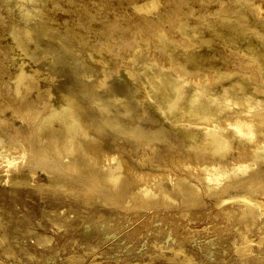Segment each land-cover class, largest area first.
Instances as JSON below:
<instances>
[{
	"label": "rangeland",
	"instance_id": "374dc122",
	"mask_svg": "<svg viewBox=\"0 0 264 264\" xmlns=\"http://www.w3.org/2000/svg\"><path fill=\"white\" fill-rule=\"evenodd\" d=\"M55 1L0 0V264H264L262 19L248 8L228 25L218 15L232 0H161L137 15L130 0ZM176 11L186 31L171 28ZM143 13L170 44L138 25ZM193 34L219 70L172 57L197 48ZM198 84L209 119L190 107ZM206 124L230 138L222 152Z\"/></svg>",
	"mask_w": 264,
	"mask_h": 264
},
{
	"label": "bare ground",
	"instance_id": "6f19581e",
	"mask_svg": "<svg viewBox=\"0 0 264 264\" xmlns=\"http://www.w3.org/2000/svg\"><path fill=\"white\" fill-rule=\"evenodd\" d=\"M59 1H61V0H59ZM71 1V0H70ZM85 1H88V0H85ZM84 1V2H85ZM91 1H93V0H91ZM96 1V0H95ZM106 1V0H105ZM124 1V0H123ZM126 1V0H125ZM131 2H134V7H135V10H140V11H137V12H135L136 13V15L138 14V12H140V13H142V12H144L143 11V9H145L146 11L145 12H147V14H148V12L149 11H151L153 8H155V7H158L159 5H161V4H159L160 2H161V0H130ZM129 1V2H130ZM163 2H164V0H162ZM166 1V0H165ZM170 2H171V0H169ZM168 1V2H169ZM178 1V0H177ZM182 1H185V0H181V1H179V2H182ZM235 2V4H230V5H228L229 3H231L230 1L229 2H227V4H225V6H224V8H222L223 9V11L218 15V17H221V19L224 21H227V23H228V25H234V26H243L244 25V23H245V19L246 18H244V14L246 13V10L249 8L250 10H252V12L254 13V14H257L259 17H260V19H262V21L264 22V13H262V15L260 16L259 14H258V6H260L259 5V3H257V0H240L241 1V6L243 7V10H239V9H241V8H238L237 7V4H239V3H237L236 4V2L238 1V0H232V2ZM50 2H51V0H50ZM57 2H58V0H57ZM63 2V1H62ZM61 2V3H62ZM72 2V1H71ZM82 2H83V0H82ZM81 2V3H82ZM94 2V1H93ZM104 2V1H103ZM103 2L101 3V4H103ZM106 2H109V1H106ZM118 2V1H117ZM130 2V3H131ZM178 2V3H179ZM188 2V1H187ZM54 3H56V1L54 0ZM53 3V4H54ZM74 3H75V0H74ZM74 3H72V4H74ZM97 3V2H96ZM95 3V4H96ZM99 3V2H98ZM97 3V4H98ZM110 3V2H109ZM175 3V2H174ZM177 3V4H178ZM222 3V2H221ZM220 3V4H221ZM52 4V5H53ZM58 4V3H57ZM59 4H60V2H59ZM63 4V3H62ZM69 4V6L71 5L70 3H68ZM68 4H67V6H68ZM76 4V3H75ZM77 4H78V1H77ZM85 4H88V3H85ZM92 4V3H91ZM96 4V5H97ZM100 4V3H99ZM98 4V5H99ZM105 4V3H104ZM119 3H117L116 4V6L118 5ZM170 4H172V3H170ZM180 4V7L179 8H181V9H183L182 7H181V4L182 3H179ZM179 4H178V6H179ZM184 4H186V2L184 3ZM223 5H224V3H222ZM61 5V4H60ZM59 5V6H60ZM82 5H84V3L83 4H81V6ZM94 5V4H93ZM98 5H97V9H99V7H98ZM109 5H111V4H109ZM112 5H113V3H112ZM115 5V4H114ZM126 5H128V4H126ZM126 5H125V7H126ZM129 5H131V4H129ZM54 6V5H53ZM52 6V7H53ZM58 5H57V9H58V7H59ZM62 6V5H61ZM60 6V8H62ZM65 6V5H64ZM66 6V7H67ZM89 6H91V5H89ZM94 6H92L93 8H94ZM101 6V5H100ZM105 6V5H104ZM162 6H163V4H162ZM162 6H159V7H162ZM168 6H169V4H168ZM167 6V7H168ZM175 6V5H174ZM241 6H239V7H241ZM0 7H2V6H0ZM65 7V8H66ZM76 7V6H75ZM74 7V8H75ZM77 7H79V6H77ZM84 7V6H83ZM87 7V6H86ZM85 7V8H86ZM103 7V6H102ZM106 7H109V6H106ZM133 7V8H134ZM165 7H166V4H165ZM172 7V6H171ZM186 7V6H185ZM184 7V8H185ZM50 8V7H49ZM56 8L54 7V10H56ZM64 8V7H63ZM84 8V9H85ZM88 9H89V7H87ZM95 8V9H96ZM115 8V7H114ZM128 8H130V7H128ZM164 8V7H163ZM174 8V7H173ZM1 9V8H0ZM67 9V8H66ZM66 9H64L65 11H66ZM68 9H70L71 10V8L69 7ZM77 9V8H76ZM81 9H82V7H81ZM92 9V8H91ZM91 9H90V11H91ZM95 9H93V10H95ZM104 9V8H103ZM113 8H111V10H112ZM116 9V8H115ZM114 9V10H115ZM118 9H120V8H117V10ZM126 9V8H125ZM166 9H168V8H165V10ZM178 8H176V10H177ZM180 9V10H181ZM48 10V9H47ZM50 10V9H49ZM52 11V9H51V11L52 12H54L55 13V11ZM60 10V9H59ZM58 10V12H60ZM69 10V11H70ZM78 10H79V8H78ZM76 11V12H78L79 13V11ZM106 8H105V14L107 15V13H106ZM110 10V9H109ZM109 10H107V11H109ZM134 10V11H135ZM164 10V9H163ZM165 10L163 11L164 13H165ZM169 10H171V8H169ZM174 10H175V8H174ZM65 11H64V14H66L67 15V13H65ZM72 11L74 12V9L72 8ZM85 12H88V11H86V10H84ZM83 11V12H84ZM113 11V10H112ZM116 11V10H115ZM122 11V10H121ZM124 11H126V10H124ZM128 11V10H127ZM142 11V12H141ZM173 11V10H172ZM182 11V10H181ZM50 12V11H49ZM48 12V13H49ZM57 11H56V14L58 13ZM62 12H63V9H62ZM71 12V11H70ZM76 12L74 13V14H76ZM80 12H82L81 10H80ZM92 12V11H91ZM94 12V11H93ZM92 12V15H94V13ZM96 12V11H95ZM100 12V11H99ZM101 12H104V11H102L101 10ZM110 12V11H109ZM109 12H108V14H109ZM120 12V11H119ZM119 12H117V13H119ZM168 12V11H167ZM170 12V11H169ZM168 12V13H169ZM47 13V14H48ZM51 13V12H50ZM77 13V14H78ZM116 13V12H115ZM116 13V14H117ZM161 13V12H160ZM164 13H162V14H164ZM177 13H179V12H177L176 11V13L174 12L173 13V16L172 17H174V20L171 22V25L173 26V27H171V28H176V27H178L180 30H182V31H186V26H187V22L185 21V20H183V19H177L176 17H175V14H177ZM46 14V13H45ZM63 14V15H64ZM73 14V15H74ZM88 14V13H87ZM90 14V13H89ZM100 14H102V13H99L98 14V16L100 15ZM105 14L103 13L102 14V16L104 15L105 16ZM112 14V13H111ZM130 14H133V13H130ZM129 14V15H130ZM146 14V13H145ZM144 13H143V15L141 16V17H143L142 19H139L137 16H136V18L137 19H139L138 21H139V23H138V25H141L143 28H144V26H146V24H147V22L149 23V20H146V21H144V19H146V15H145ZM55 17H57V16H59V15H55V14H53ZM69 16H70V14H68ZM79 15H80V13H79ZM82 15V14H81ZM86 15V14H85ZM91 15V14H90ZM91 15V16H92ZM110 15V14H109ZM118 15V14H117ZM117 15L115 16V17H117ZM119 15H121V13L119 14ZM119 15H118V17H119ZM126 15V14H125ZM157 15V14H156ZM49 16V15H48ZM53 16V17H54ZM60 16H61V14H60ZM68 16V17H69ZM75 16V15H74ZM76 16H78V15H76ZM123 16V15H122ZM121 16V17H122ZM134 16V15H133ZM149 16V15H148ZM158 16V15H157ZM167 17H168V14L166 15ZM165 16V17H166ZM170 16V15H169ZM80 17V16H79ZM78 17V18H79ZM88 18H86L85 17V19H89V16H87ZM99 17H101V16H99ZM99 17H97L99 20H101V18H99ZM135 17V16H134ZM153 17V16H152ZM151 16H150V18H152ZM156 17V16H155ZM162 17H164L163 15H162ZM165 17L164 18H161L160 17V15H159V18H161V19H165ZM172 17H170L171 19H172ZM50 18V17H49ZM59 18V17H58ZM61 18V17H60ZM73 18V17H72ZM95 18V17H94ZM107 17H105L104 19H106ZM123 18H126V17H124L123 16ZM128 18V17H127ZM126 18V19H127ZM131 18V16L129 17V19ZM159 18H156L155 20H157V19H159ZM169 18V19H170ZM53 19V18H52ZM62 20L60 21V23L65 19V17L63 18H61ZM81 19H82V17H81ZM84 19V18H83ZM93 19V17H91V20ZM98 19H96V20H98ZM104 19H102L101 21L103 22L104 21ZM110 19H112V18H110ZM117 19V18H116ZM134 19V18H133ZM133 19H131L132 21H133ZM136 19V20H137ZM152 19H154V18H152ZM170 19V20H171ZM177 19V20H176ZM54 20H56L57 21V19H55L54 18ZM69 20V19H68ZM71 20V19H70ZM70 20H69V22H70ZM77 20V19H76ZM90 20V19H89ZM112 20H114V19H112ZM120 20V19H119ZM125 20V19H124ZM124 20H122V22L124 23ZM160 20V19H159ZM159 20H157L158 22H159ZM82 21V20H81ZM85 21H87V20H85ZM127 21V20H126ZM125 21V22H126ZM129 21V20H128ZM127 21V22H128ZM151 21V20H150ZM156 21V22H157ZM162 21V20H161ZM160 21V22H161ZM164 21V20H163ZM163 21L161 22V23H163ZM73 22V21H72ZM80 22V21H79ZM78 22V23H79ZM82 22H84V21H82ZM82 22H80V23H82ZM92 22H94V21H92ZM92 22L91 23H89L88 24V26H85V28L86 27H90L89 25L91 24L92 25ZM96 22V21H95ZM106 22H108L109 23V20H107ZM116 22V21H115ZM115 22L114 23H112L111 25H113V24H115ZM153 22H154V20H153ZM153 22H152V24H151V22H150V24L151 25H148L147 24V26H149V29H150V31L151 30H153L154 32H153V34H156L161 40H163V43H166V44H170L171 43V41L170 40H168V39H166V37H165V34H164V32H163V30L161 31V28H159L158 26L156 27L155 25V27L156 28H159V29H155V27L153 26ZM59 23V22H58ZM63 23H65V21L63 22ZM67 23V22H66ZM78 23L76 22V24L78 25ZM88 23V22H87ZM104 23V24H103ZM103 23H99V24H103V25H105V22H103ZM107 23V24H108ZM110 23H111V21H110ZM109 23V24H110ZM119 23H121L120 21H119ZM136 23V22H135ZM155 23V22H154ZM1 24H3L2 22H1ZM70 24H72V23H70ZM69 24V25H70ZM83 24V23H82ZM94 24V23H93ZM98 24V23H97ZM98 24V25H99ZM118 24V22L116 23V25ZM122 24V23H121ZM129 24H131V23H129ZM134 24V23H133ZM67 25V24H66ZM72 25H74V24H72ZM76 25V26H77ZM80 25V24H79ZM85 25V24H84ZM84 25H82V26H78V28H80V27H84ZM95 25V24H94ZM94 25H93V27H94ZM100 25V26H101ZM102 25V26H103ZM119 25V24H118ZM124 26H125V24H123ZM137 25V26H138ZM158 25H160V24H158ZM1 26V25H0ZM75 26V27H76ZM99 26V27H100ZM106 26V25H105ZM114 26V25H113ZM146 26V27H147ZM5 27H6V29H7V26L5 25ZM74 27V26H73ZM72 27V28H73ZM74 27V28H75ZM97 27V26H96ZM108 27V26H107ZM117 27H123V26H117ZM130 26H128L127 28H129ZM134 27H136V26H134ZM133 27V28H134ZM139 27V26H138ZM145 27V28H146ZM103 28H104V26H103ZM115 28V27H114ZM124 28V27H123ZM83 29V28H82ZM82 29H81V32H83L82 31ZM91 29V28H90ZM92 29H94V28H92ZM99 29V28H98ZM107 29H111L110 27L109 28H106V30L105 31H107ZM113 29V28H112ZM111 29V30H112ZM126 29V28H125ZM132 29V28H131ZM130 29V30H131ZM134 29H136V28H134ZM73 30V29H72ZM77 30V29H76ZM79 30V29H78ZM84 30V29H83ZM116 30H117V28H116ZM127 30V29H126ZM126 30H124V32L126 31ZM139 30V29H138ZM141 30V29H140ZM143 30H145V29H143ZM148 30V29H147ZM87 31V30H86ZM88 31H90V30H88ZM87 31V32H88ZM93 31V30H92ZM96 31V30H95ZM95 31H93V32H95ZM102 31V30H101ZM118 31V30H117ZM120 31H123V30H120ZM146 31V30H145ZM76 33L75 34H77L78 32L77 31H75ZM98 31H96V33H97ZM102 32H104V31H102ZM110 33H111V31H109ZM124 32H121L122 33V36H124ZM134 32H135V34H139V32H136V30H134ZM140 32H142L143 33V31H140ZM148 32V31H147ZM73 33H74V31H73ZM108 33V32H107ZM109 33V34H110ZM113 33V32H112ZM111 33V34H112ZM115 33V32H114ZM113 33V34H114ZM128 33H131V32H128ZM133 33V32H132ZM131 33V34H132ZM144 33H146V32H144ZM84 34H85V30H84ZM87 34V33H86ZM89 34H91L90 32H89ZM103 34V33H102ZM111 34H110V36H111ZM116 34V33H115ZM125 34H126V32H125ZM141 34V33H140ZM92 35V34H91ZM96 35V34H95ZM98 35H100V33H98ZM117 35H119V34H117ZM121 35V34H120ZM151 35V34H150ZM77 36V35H76ZM76 36H74L75 38H77V37H80L79 35L76 37ZM82 36H83V33H82ZM101 36H103V35H101ZM110 36H108L107 35V39H109L110 40V38H108V37H110ZM129 36V35H128ZM149 36V35H148ZM155 36V35H154ZM87 37H88V35H87ZM93 37V36H92ZM92 37H91V39H92ZM100 37V36H99ZM112 37H115V36H113L112 35ZM118 37V36H117ZM116 37V39H115V43L116 42H118V41H121V40H119L118 38ZM125 37V36H124ZM127 37V36H126ZM126 37H125V39H126ZM132 37V36H131ZM151 37V36H150ZM89 38H90V36H89ZM95 38H98V37H95ZM103 38V37H102ZM129 38V37H128ZM133 38H136V37H133ZM148 38V37H147ZM192 38L195 40V46L197 47V48H187V50H185V52H182V53H179V54H172V57L173 58H176V60L180 63V64H182V65H184L185 67H188V68H194V67H198V69H202L203 67H205V66H212V67H215V70H219V68H217V65L216 66H214V63L213 62H208L207 61V58H208V56H206V54L202 51V50H197V49H199L198 48V46L200 47V46H202V45H205V44H207L208 42H209V39L207 38V36H205V35H202V34H193L192 35ZM86 39V38H85ZM88 39V38H87ZM87 39H86V42H87ZM118 39V41H116ZM120 39H122V37H120ZM124 39V38H123ZM132 39V38H131ZM84 40V39H83ZM113 40V39H112ZM127 40V39H126ZM134 40V39H133ZM82 41V40H81ZM90 41V40H89ZM94 41V40H93ZM111 41V40H110ZM124 41V45H122V46H126L125 44H127L128 43V41L126 42L125 40H123ZM83 42V41H82ZM126 42V43H125ZM92 43V42H91ZM94 43V42H93ZM120 43V42H119ZM90 44V43H89ZM111 44L113 45V43H112V41H111ZM120 44H122V43H120ZM131 44H134V43H131ZM129 45V46H131L132 47V45ZM128 45V44H127ZM83 46H84V44H83ZM85 46H87V43L85 44ZM90 46H92L91 44L88 46V47H90ZM116 46V45H115ZM87 47V48H88ZM133 47H134V45H133ZM118 48H119V46H118ZM127 48V47H126ZM137 48V47H136ZM140 47H138V49H139ZM121 49V48H120ZM123 49H125V48H123ZM133 49V48H132ZM137 49V50H138ZM127 50V49H126ZM129 50V49H128ZM136 50V49H135ZM136 50V51H137ZM236 57H238V56H236ZM231 58H232V56H231ZM234 58V57H233ZM230 60V59H229ZM233 60V59H232ZM231 60V61H232ZM235 60V59H234ZM235 63H236V65L238 66V67H243V66H247L248 64H245V62H246V60H240V59H236L235 61H234ZM249 63V62H248ZM263 61H261V65H259L258 67H255V69H258L259 67H264L263 66ZM156 77L157 78H161V79H165V80H167L169 83H170V85H171V87H172V90L174 91V93H176V94H179L180 93V83H179V81L177 80V78L175 77H173V76H171V75H169V74H167L166 75V72H165V70L163 69V70H161L159 73H157L156 74ZM20 79V78H19ZM205 81V80H204ZM152 83H154L155 84V81L154 80H152ZM235 83V82H234ZM234 83H232V84H234ZM234 86V85H233ZM231 87H232V85H231ZM207 88V89H206ZM208 86L207 87H205L204 88V85H201V84H198L197 85V87H196V89H195V91L192 93V95H191V102H192V104H191V110H194V108H195V110L196 109H198V108H204L203 107V105L204 106H207V105H209V102H208V96L206 97V94H207V91H208ZM204 90V92H205V98H202V95L204 94V92L202 93V91ZM227 90H228V87L226 88V87H224L223 88V93L225 92H227ZM202 93V94H201ZM201 94V95H200ZM224 96H227L226 94L224 95ZM168 97V99L169 100H171L172 99V97H173V93L172 94H170V95H168L167 96ZM244 97H246V96H244ZM248 98H250L249 97V95H248ZM248 98L246 97V100H248ZM195 102H197V104L196 105H194V103ZM252 104V103H251ZM196 106V107H195ZM204 110H205V108H204ZM247 110H248V108H247ZM197 115H198V118H201L202 120H204V119H206V118H208V114H207V110H205L204 112H198V113H196ZM49 116V115H48ZM197 118V117H196ZM209 119V118H208ZM198 121H199V119H198ZM197 121V122H198ZM238 121H239V125L241 126H245L246 128H248V127H250L251 126V123H250V121L248 120V119H241V117L240 116H238ZM202 122V121H201ZM199 123V122H198ZM76 124V122L73 120V121H70V122H68V124H67V129L68 130H71L72 128H74L75 125ZM201 124V123H200ZM200 124L198 125V126H200ZM203 124H205V123H203ZM195 126V125H194ZM203 126V125H202ZM245 127H244V130H245ZM252 127V126H251ZM200 127H198V129H199ZM206 130H205V132H204V135H205V133H206V131H207V136L205 137L204 136V138L207 140V141H209V142H213L214 143V153L216 154V153H218V152H222L223 150H224V147L225 146H227L229 143H230V138L228 137V136H226L225 135V133H224V131L223 130H220V129H218L217 128V125H215V124H213L212 126H209V125H207L206 124V126L204 127ZM194 129V128H193ZM193 129H192V131H191V134H194L195 132L193 131ZM201 129H203V127H201L200 128V130ZM255 151H257V150H255Z\"/></svg>",
	"mask_w": 264,
	"mask_h": 264
}]
</instances>
